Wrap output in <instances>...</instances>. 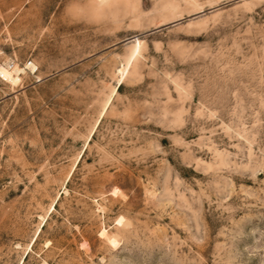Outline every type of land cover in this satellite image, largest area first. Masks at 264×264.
<instances>
[{
	"label": "rangeland",
	"instance_id": "obj_1",
	"mask_svg": "<svg viewBox=\"0 0 264 264\" xmlns=\"http://www.w3.org/2000/svg\"><path fill=\"white\" fill-rule=\"evenodd\" d=\"M0 65V264H264V0H0Z\"/></svg>",
	"mask_w": 264,
	"mask_h": 264
},
{
	"label": "bare ground",
	"instance_id": "obj_2",
	"mask_svg": "<svg viewBox=\"0 0 264 264\" xmlns=\"http://www.w3.org/2000/svg\"><path fill=\"white\" fill-rule=\"evenodd\" d=\"M30 70H32L34 72L36 70V68L34 66L30 65ZM18 73H19L18 69H14V70H12V72H9L6 68H4L3 66L0 65V75H2L5 78V80L10 82L11 84H15L16 82L19 81V77L17 76ZM100 235H103V232Z\"/></svg>",
	"mask_w": 264,
	"mask_h": 264
},
{
	"label": "built area",
	"instance_id": "obj_3",
	"mask_svg": "<svg viewBox=\"0 0 264 264\" xmlns=\"http://www.w3.org/2000/svg\"><path fill=\"white\" fill-rule=\"evenodd\" d=\"M4 77L0 76V79H3Z\"/></svg>",
	"mask_w": 264,
	"mask_h": 264
},
{
	"label": "trees",
	"instance_id": "obj_4",
	"mask_svg": "<svg viewBox=\"0 0 264 264\" xmlns=\"http://www.w3.org/2000/svg\"><path fill=\"white\" fill-rule=\"evenodd\" d=\"M120 89V87H118V90ZM116 92H117V89H116Z\"/></svg>",
	"mask_w": 264,
	"mask_h": 264
}]
</instances>
